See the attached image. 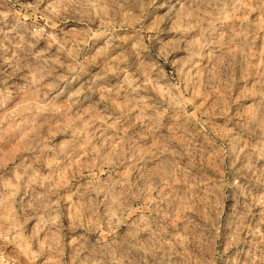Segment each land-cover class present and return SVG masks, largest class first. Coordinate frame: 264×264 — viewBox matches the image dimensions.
I'll return each instance as SVG.
<instances>
[{
	"label": "clouds",
	"instance_id": "9594fccd",
	"mask_svg": "<svg viewBox=\"0 0 264 264\" xmlns=\"http://www.w3.org/2000/svg\"><path fill=\"white\" fill-rule=\"evenodd\" d=\"M0 264H264V0H0Z\"/></svg>",
	"mask_w": 264,
	"mask_h": 264
},
{
	"label": "rangeland",
	"instance_id": "374dc122",
	"mask_svg": "<svg viewBox=\"0 0 264 264\" xmlns=\"http://www.w3.org/2000/svg\"><path fill=\"white\" fill-rule=\"evenodd\" d=\"M255 211H258V209H257V210H255Z\"/></svg>",
	"mask_w": 264,
	"mask_h": 264
}]
</instances>
